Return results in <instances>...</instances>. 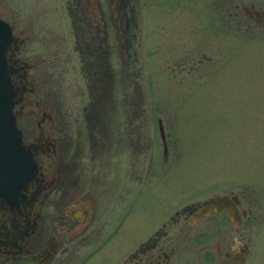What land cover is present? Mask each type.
<instances>
[{
    "label": "flooded vegetation",
    "instance_id": "obj_1",
    "mask_svg": "<svg viewBox=\"0 0 264 264\" xmlns=\"http://www.w3.org/2000/svg\"><path fill=\"white\" fill-rule=\"evenodd\" d=\"M9 1L0 0L10 31L3 55L32 169L18 190L0 196V264H264V228L248 232L252 210L243 196L208 193L209 185L182 196L175 180L166 184L168 133L160 117L156 148L149 117L91 113L102 112L106 89L97 29L75 39L88 51L79 64L87 71L66 83L63 73L74 67L69 37L32 35L36 21L11 19L9 7L41 9ZM228 1L242 26L264 27V0Z\"/></svg>",
    "mask_w": 264,
    "mask_h": 264
},
{
    "label": "rangeland",
    "instance_id": "obj_2",
    "mask_svg": "<svg viewBox=\"0 0 264 264\" xmlns=\"http://www.w3.org/2000/svg\"><path fill=\"white\" fill-rule=\"evenodd\" d=\"M30 2L41 10L13 6L9 17L35 20L32 35L46 41L69 37L74 67L63 73L66 83L87 71L79 64L88 51L75 39L97 29L106 89L102 112L91 113L149 117L156 148L160 117L168 133L166 184L175 180L182 196L202 185L243 196L252 210L248 232L264 228V27L242 26L228 0ZM79 3L85 10H76Z\"/></svg>",
    "mask_w": 264,
    "mask_h": 264
},
{
    "label": "water",
    "instance_id": "obj_3",
    "mask_svg": "<svg viewBox=\"0 0 264 264\" xmlns=\"http://www.w3.org/2000/svg\"><path fill=\"white\" fill-rule=\"evenodd\" d=\"M9 33L8 23L0 19V196L18 190L32 169L31 155L22 143L12 111L15 92L3 55Z\"/></svg>",
    "mask_w": 264,
    "mask_h": 264
}]
</instances>
